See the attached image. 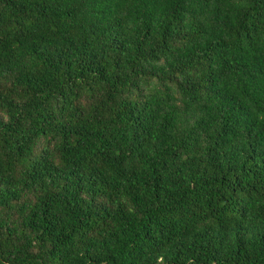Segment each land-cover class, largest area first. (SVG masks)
<instances>
[{
	"label": "trees",
	"instance_id": "obj_1",
	"mask_svg": "<svg viewBox=\"0 0 264 264\" xmlns=\"http://www.w3.org/2000/svg\"><path fill=\"white\" fill-rule=\"evenodd\" d=\"M0 264H264V0H0Z\"/></svg>",
	"mask_w": 264,
	"mask_h": 264
}]
</instances>
